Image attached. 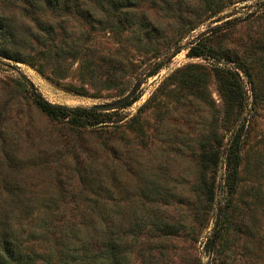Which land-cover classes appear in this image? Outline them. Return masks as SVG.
Wrapping results in <instances>:
<instances>
[{"label": "rangeland", "instance_id": "1", "mask_svg": "<svg viewBox=\"0 0 264 264\" xmlns=\"http://www.w3.org/2000/svg\"><path fill=\"white\" fill-rule=\"evenodd\" d=\"M55 1L22 6L19 42L2 41L0 204L15 184L56 192L66 206L53 217L63 222L143 219L130 264H264V0ZM139 80L137 99L102 110L111 122L96 131L49 118L30 86L54 103L90 107ZM237 131L242 164L230 196L226 151ZM89 160L98 175L90 187L71 173ZM211 177L214 199L202 193ZM97 200L100 213L90 206ZM52 238L31 241L34 264L48 255L56 264Z\"/></svg>", "mask_w": 264, "mask_h": 264}, {"label": "trees", "instance_id": "2", "mask_svg": "<svg viewBox=\"0 0 264 264\" xmlns=\"http://www.w3.org/2000/svg\"><path fill=\"white\" fill-rule=\"evenodd\" d=\"M41 1L0 0L1 5L4 6L0 13L1 54L5 55L4 51H6L2 41L16 43L17 40L19 42L16 33L18 28L15 25L18 20V11L22 6L24 10L29 8L28 12L30 8L33 11H38L42 8ZM53 4L54 7H58L61 2L60 0H56ZM8 9H10V12H7ZM24 44L21 45L24 46ZM202 53H205L204 49L197 52L198 55ZM168 59L169 57L167 56L163 61L154 64L147 77L156 74ZM238 83L241 85L240 81ZM30 86L31 94L38 107L49 118L59 123L91 126L96 131L98 125L111 122L107 120L112 117V114H106L108 112H103L93 106H68L54 103L47 99L31 81ZM136 99L135 91L131 99L122 108L130 105ZM242 148L243 138L237 131L230 138L226 151L228 173L225 185L227 193L230 196L235 193L238 187L242 164ZM55 154H60L61 160L71 159V154L67 152L62 151L61 154L58 151ZM77 161L80 163L83 159ZM93 166L92 160H89L86 164L82 163V166L78 169L73 168V172L71 173L78 172L79 180L90 187L91 183L95 182L98 176ZM98 186L103 189L102 191L109 190L106 182L102 183L100 179ZM216 189V180L214 177H211L205 181L202 193L207 198L214 199ZM4 190L9 195V200H2V204H0V264H34L36 253L33 246L35 244H31V241L33 239L38 240L47 234L53 236L50 239L53 243L50 246V256L53 259V255L57 254L56 264H130L135 247L137 246L136 236L147 228L146 222L137 217L127 226L119 219L112 218L109 220L104 215L98 218H90L88 221L77 220L75 222L68 219L66 222H63L61 219L53 217L54 213L64 210L66 206L65 204H59L57 200L51 198L56 192L50 193L42 188L15 184L9 188L5 187ZM90 190L93 189L90 188ZM102 203L97 200L93 204H90V206L93 207L95 212L100 213ZM119 226L127 229L126 234L129 232L130 235L131 233L134 235L125 237V233L119 231ZM54 243L57 245L56 247ZM48 257L45 259L47 260L45 264H50L51 259ZM143 257L145 258V256Z\"/></svg>", "mask_w": 264, "mask_h": 264}, {"label": "water", "instance_id": "3", "mask_svg": "<svg viewBox=\"0 0 264 264\" xmlns=\"http://www.w3.org/2000/svg\"><path fill=\"white\" fill-rule=\"evenodd\" d=\"M140 85V80L137 81L136 86H134V88L125 96H123L122 98L111 102V103H107V104H97L94 105L93 107L98 108L100 110H115L119 107H122L129 99H131V97L133 96V94L135 93V91L137 90V86Z\"/></svg>", "mask_w": 264, "mask_h": 264}]
</instances>
